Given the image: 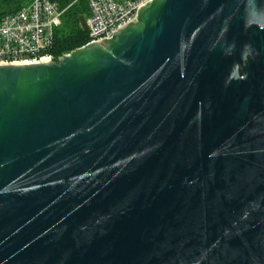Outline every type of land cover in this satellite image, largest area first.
I'll return each instance as SVG.
<instances>
[{
  "label": "water",
  "instance_id": "95a60500",
  "mask_svg": "<svg viewBox=\"0 0 264 264\" xmlns=\"http://www.w3.org/2000/svg\"><path fill=\"white\" fill-rule=\"evenodd\" d=\"M0 264H264V0L0 66Z\"/></svg>",
  "mask_w": 264,
  "mask_h": 264
},
{
  "label": "built area",
  "instance_id": "2783aa9c",
  "mask_svg": "<svg viewBox=\"0 0 264 264\" xmlns=\"http://www.w3.org/2000/svg\"><path fill=\"white\" fill-rule=\"evenodd\" d=\"M151 1L88 0L86 44L111 39L117 31L135 23L140 9ZM64 11L52 0H30L21 9L0 18V66L56 61L49 51Z\"/></svg>",
  "mask_w": 264,
  "mask_h": 264
},
{
  "label": "trees",
  "instance_id": "16d2710c",
  "mask_svg": "<svg viewBox=\"0 0 264 264\" xmlns=\"http://www.w3.org/2000/svg\"><path fill=\"white\" fill-rule=\"evenodd\" d=\"M52 1L58 3L61 9H65L61 24L55 29L53 47L49 51L54 60H57L63 54H69L87 43V33L81 29L78 17L81 16L86 20L89 10L78 4L80 0ZM29 2L30 0H0V18L16 12Z\"/></svg>",
  "mask_w": 264,
  "mask_h": 264
},
{
  "label": "rangeland",
  "instance_id": "374dc122",
  "mask_svg": "<svg viewBox=\"0 0 264 264\" xmlns=\"http://www.w3.org/2000/svg\"><path fill=\"white\" fill-rule=\"evenodd\" d=\"M75 2V1H74ZM81 7L86 8L88 10V0H80L78 3Z\"/></svg>",
  "mask_w": 264,
  "mask_h": 264
}]
</instances>
